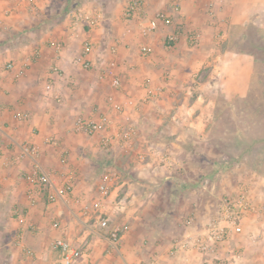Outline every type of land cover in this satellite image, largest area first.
Listing matches in <instances>:
<instances>
[{
    "label": "crops",
    "instance_id": "0c3cea01",
    "mask_svg": "<svg viewBox=\"0 0 264 264\" xmlns=\"http://www.w3.org/2000/svg\"><path fill=\"white\" fill-rule=\"evenodd\" d=\"M132 1L0 0V264H61L52 246L57 238L85 244L76 264L153 258L160 264H207L214 255L228 264H264V175L236 176L205 156L198 147L202 127L190 123L195 109L189 105L195 92L191 77L218 52L215 43L226 19L231 25L237 17H264V0H176L179 11L175 0H142L146 16L158 10L173 16V24L147 37L136 21L123 17ZM210 2L215 20L205 13ZM80 11L96 24L74 27ZM171 31L179 33L175 44L166 39ZM193 32L200 34L197 45L189 41ZM85 41L92 46L87 53ZM145 43L152 49L147 56L140 50ZM83 53L90 69L74 62ZM112 61L121 79L117 89L101 74ZM149 92L154 96L148 99ZM111 99L124 104L123 114ZM98 113L136 124L134 147L126 150L115 138L106 144L104 136L115 135V128L95 135L73 130L78 116ZM25 143L39 147L36 160L17 157ZM35 162L49 174L52 188L28 181ZM104 173L112 175L106 197L99 191ZM70 175L72 192L50 202L48 192L62 188ZM242 191L254 209L241 220V232L231 230L213 254L183 243L206 236L210 223L220 220L223 198ZM101 216L109 218L110 228L125 227L117 241L99 227ZM177 242L182 243L172 255Z\"/></svg>",
    "mask_w": 264,
    "mask_h": 264
},
{
    "label": "rangeland",
    "instance_id": "374dc122",
    "mask_svg": "<svg viewBox=\"0 0 264 264\" xmlns=\"http://www.w3.org/2000/svg\"><path fill=\"white\" fill-rule=\"evenodd\" d=\"M247 18L226 19L188 102L190 123L202 127L198 147L236 176L264 175V17Z\"/></svg>",
    "mask_w": 264,
    "mask_h": 264
},
{
    "label": "built area",
    "instance_id": "2783aa9c",
    "mask_svg": "<svg viewBox=\"0 0 264 264\" xmlns=\"http://www.w3.org/2000/svg\"><path fill=\"white\" fill-rule=\"evenodd\" d=\"M173 9L176 11L180 10L179 1L175 0ZM205 13L212 20H215L218 17L216 5L214 2H210L205 5ZM123 17L128 21H136L138 23L139 33L144 37H147L151 33L158 30L160 25L169 26L173 24V16L166 10H158L151 17L146 16L144 14V3L142 0H134L128 3L123 10ZM73 19L74 20L72 22V25L74 27L82 25L91 28L96 24V20L94 19V17L86 11H80L76 13ZM178 38L179 33L176 31L168 32L166 35L167 42L170 44H175L178 41ZM189 41L193 45L199 44L200 34L197 32H193L189 36ZM62 46V43H56L57 50L62 49ZM91 47V43L89 41H85L84 52L87 53L91 49ZM140 50L144 56H147L152 52L151 47L146 43L141 46ZM111 51L114 53L116 51V47H111ZM74 62L86 69H90L92 67V63L85 58L84 53L75 57ZM12 66L13 63H8L6 65V68L11 69ZM110 66L111 67H109V69H101V74L103 76H110L112 86L116 89L120 88L121 79L114 73L113 70V67L116 66L115 61L110 62ZM51 90L52 84L48 82L45 86L46 97H49V93ZM153 96L154 93L149 92L147 98L149 99ZM55 98L59 100L57 96H55ZM128 104L132 106L137 105V103H134L133 100H129ZM111 105L117 112V114L121 115L125 112L124 104L111 99ZM113 128H115V135L104 136L106 144L110 143L115 138L124 149H132L138 136V129L136 124L132 123L129 118H125L124 123H117V119L112 118L109 114L98 113L94 116L80 115L73 122V130L75 132L84 133L87 135H95L100 132H109ZM39 153L40 149L37 145L25 143L21 146V150L19 151L17 157L19 159H22L29 156L36 160L39 156ZM139 158L144 159V154L140 153ZM164 160H168L167 155H164ZM111 177L112 175L110 173H104L99 183V191L103 197H106L110 192L108 182ZM72 178V175H70L69 181L57 191L48 192V200L50 202H54L59 195L64 196L71 193L73 189ZM27 179L32 185L39 186L42 189H50L53 187V183L49 174L40 172V166L38 162H35V166L32 171L28 173ZM101 204L102 202L98 201L95 204V207H99ZM253 209L254 205L250 201L249 195L245 191H242L235 196H226L222 200L220 220H214L212 223H210L206 236H194L183 243L185 245H192L201 253L213 254L216 250V244L225 240L231 230L235 232H241V220L248 211ZM221 221H224L225 226L220 225ZM98 224L102 229H109V236L113 241H117L125 231V227H122L120 225H115L110 228L109 218L105 216H101L99 218ZM55 225L57 226L58 223L56 222ZM19 238H22L21 235H19ZM181 243L177 242L171 247L170 253L172 255L176 254ZM52 246L56 251L60 253L61 264H76L77 260L82 256L85 250V244L77 247L64 238H57L52 243ZM135 264H160V262L157 259L153 258L151 260L140 261ZM207 264H228V261L218 257L217 255H214V257L208 260Z\"/></svg>",
    "mask_w": 264,
    "mask_h": 264
},
{
    "label": "trees",
    "instance_id": "16d2710c",
    "mask_svg": "<svg viewBox=\"0 0 264 264\" xmlns=\"http://www.w3.org/2000/svg\"><path fill=\"white\" fill-rule=\"evenodd\" d=\"M170 44V43H169Z\"/></svg>",
    "mask_w": 264,
    "mask_h": 264
}]
</instances>
